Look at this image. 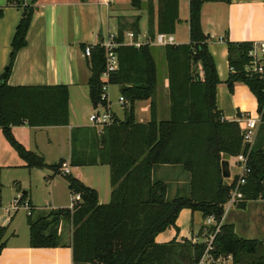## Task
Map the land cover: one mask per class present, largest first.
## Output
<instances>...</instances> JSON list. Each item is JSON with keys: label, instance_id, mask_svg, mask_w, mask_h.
<instances>
[{"label": "trees", "instance_id": "trees-1", "mask_svg": "<svg viewBox=\"0 0 264 264\" xmlns=\"http://www.w3.org/2000/svg\"><path fill=\"white\" fill-rule=\"evenodd\" d=\"M10 45L9 61L4 82L0 85V129L11 147L25 162L27 168H50L60 173L63 164H47L43 157L18 142L11 127L23 123L34 127L62 126L69 122L68 86L63 83L44 85H9L7 77L19 49L26 44V34L36 0L23 4ZM230 0H188V42L160 46L167 62L166 101L168 116L157 112L158 73L155 45L139 47L120 45L116 48L118 68L110 74L108 84L117 85L125 99L123 118L98 129L94 126H76L70 131V165H107L110 169L111 196L107 203H99L96 189L79 178L62 172L71 194H80V201L71 208H56L46 216L33 218L27 213L29 240L33 247H51L57 244L52 227L58 214L69 215L75 226L72 234L73 264H196L205 250L203 241L193 242L175 238L158 243L155 237L169 228L178 231L176 220L182 209L198 211L204 219L213 215L219 221L223 204L232 182L221 175V160L245 152L242 133L237 121L226 120L216 107L215 93L218 78L215 61L208 49V37L201 28V8L208 2ZM9 3L12 0L8 1ZM130 5L147 16V36L155 33H173L179 21V0H129ZM1 14V10H0ZM140 15L131 21L117 20L116 38L122 41L125 31L140 33ZM229 72L225 83L232 91L235 82H241L253 93L261 116L255 144L248 155L250 173L242 186L243 200H264V79L249 75L250 41H225ZM198 62L200 73L193 72ZM87 80L92 107L101 101L105 67L104 49L93 45L88 57ZM149 100L151 116L146 122L133 117L135 101ZM157 165H180L189 173L187 195L167 198L168 184L152 176ZM0 182V206L1 190ZM26 194L21 195V199ZM213 225H202L198 236L210 233ZM6 227L0 226V251L5 244ZM212 254H231L232 264H264V242L239 236L233 224L225 221L213 239Z\"/></svg>", "mask_w": 264, "mask_h": 264}, {"label": "crops", "instance_id": "crops-1", "mask_svg": "<svg viewBox=\"0 0 264 264\" xmlns=\"http://www.w3.org/2000/svg\"><path fill=\"white\" fill-rule=\"evenodd\" d=\"M8 1L9 0H0V74L9 61L11 41L15 27L23 11L22 5L16 4L14 0H12L11 3ZM31 1L32 0H21L23 4L30 3ZM142 1L146 2L147 0ZM184 1L187 3V5H184L186 8L183 6L182 0H179V21L176 27L185 25L186 36H184L185 41H183L187 43L189 13L188 0ZM205 4L206 3H204L201 8L202 30L204 22L202 9ZM34 5L35 10L31 16L26 34V44L19 49L15 56L13 66L7 77V83L9 85L66 84L69 93V122L67 125L44 127H34L23 123L21 125L12 126L11 132L15 139L25 148L41 155L47 164H54V161L62 156V152L65 151L67 143L69 144L70 142L71 128L76 126H91L88 120H83L81 117L83 113H85L84 109L80 108L81 110H75L71 103V95L77 88L81 90L85 88L88 92L87 80L90 71L87 63L88 57L83 55L84 48L88 45L99 43L108 32L116 33L117 20L119 17H124L127 21H131L138 13L130 5L129 0H111L108 2L104 0H36ZM227 5L232 9L247 8L246 12L236 10L235 13L238 18L240 16H247L248 19H251L253 13L259 14L260 24L255 28L256 36L249 37L251 29L245 27L243 31L246 33V38L244 39L250 42L264 39V0H231ZM143 16L144 19L147 20L145 13ZM213 24L214 22L211 20V25ZM146 33L147 31L145 34ZM183 33L185 34V32ZM204 34L209 36L208 49L214 58L218 78L220 80L219 84L216 86V107L224 119L238 122L237 119L240 114H248L253 108L256 109L257 112L256 98L247 85L241 82H235L232 91L228 90L225 83L229 74L227 44L221 35L215 37L212 33L204 32ZM173 35L175 43H179L175 36L176 28ZM228 38H232V35H229ZM242 39L243 38H237L233 41ZM216 42H218L220 46L219 54L213 50V45ZM222 62L227 68L225 76H220V71H218V63ZM160 82L161 89L157 91L160 104L157 107V112L161 117L166 118L168 116L167 101L163 104L162 101L165 99L167 88H165L166 83H164L163 79ZM117 90L119 92L118 87ZM252 96H254V102ZM108 101L109 108L116 117L120 119L123 118V116L120 117L112 109V103L109 97ZM151 109L152 107L149 100L135 101L133 104V117L135 121H148L151 116ZM238 124L240 129H242L243 121L239 120ZM39 130L46 132V141L43 142L42 139L37 136ZM227 160H229V158ZM98 165L100 164L87 166L95 167ZM104 166H106V168L108 167V169L98 170V172H103L105 177H82V174L85 172L86 175L88 171H84L82 174L78 173L79 176L77 177L85 185L96 189L99 203L109 202L111 196L110 169L109 166ZM235 167L237 171L234 175L231 174L230 178L226 179L228 183L231 182L233 177L238 173L239 168L236 165ZM10 168L24 170L38 169L25 167V162L11 147L0 129V182L4 181L2 178L3 172ZM72 168L75 170L78 169V167L73 166ZM106 170H108L109 173L108 177H106ZM59 171L60 173L64 172L62 166L59 168ZM93 171H95V169ZM32 172L33 171H28V173H26L27 177L21 174L11 177L12 183L16 187L17 195L15 197H17L19 193L26 194L24 199L28 198L27 202L31 210H48L70 206L73 195L68 189V183L64 177H56L57 175L54 174L49 177H47L49 174L47 176L44 175V177H32ZM154 175H156V177H180L176 182H173L175 185L180 182L183 184L182 181L184 178L181 179V177H189V173L184 171L180 165H157L152 171V176L154 177ZM22 179L29 184L33 183L35 192H40V194L43 195L40 201L34 198L35 192H33L32 187L31 192L21 189L19 183L22 182ZM97 180L101 181V183H98ZM98 184L103 192L102 198L101 190L99 186H97ZM181 184L176 186V192L182 187ZM41 201H44V204H42ZM236 206L238 207L239 204ZM245 206H239V208H244ZM24 210L26 209L24 208ZM182 214H184L182 218H185L186 215L188 217L190 216V223L188 222V224L191 228H189L188 225L186 227L183 226L184 220L183 222L180 221V216ZM200 215L201 213L198 211L192 212L189 209H182L176 220L178 231L174 228H169L155 237L156 242L163 243L172 238H175L177 241L183 238L192 240L194 237L198 236L200 227L202 225H207L203 216L201 215V218ZM197 216L200 220H195ZM1 217L0 226H5L6 232L4 237L5 244L0 251V264H73L72 249L68 241L66 242L59 236L55 246L33 247L30 245L27 219L24 226L21 224L20 219L22 217L20 215L15 214V220L9 217ZM11 223L13 224L11 225ZM226 223L233 224L235 230L233 221ZM9 228L11 229L9 230Z\"/></svg>", "mask_w": 264, "mask_h": 264}, {"label": "rangeland", "instance_id": "rangeland-1", "mask_svg": "<svg viewBox=\"0 0 264 264\" xmlns=\"http://www.w3.org/2000/svg\"><path fill=\"white\" fill-rule=\"evenodd\" d=\"M144 3L146 5V2H144ZM182 4H183V6L187 5V3L184 0H182ZM227 4L228 3L220 2V1L209 2V3L205 4V6L202 9V15L204 16V22L202 25L203 31L208 32V33H212L215 37H218L219 35H221L223 37L224 41H230L232 43L233 42L234 43L239 42V41H246L244 39V38H246V33H244V31H243L245 29V27H249L251 29L249 37L256 36L255 35V33H256L255 28L257 26H259V24H260L259 14L253 13L251 19H248L247 16H244V17L240 16L238 18L236 16V13H235L236 10L237 11L241 10V11L246 12L247 8H243V9L234 8V9H232ZM136 11L138 13L137 15H140L139 29H140V33L143 35L147 31V20L144 19V16H143L144 13L141 10H136ZM141 18H142V20H141ZM211 20L214 22L213 25H211ZM209 24L211 25V27ZM175 28H176V35L175 36L179 41L178 44H184L185 43L184 42L185 41L184 36H186L185 25H179L178 27L175 26ZM183 32H185V34ZM229 35H232V38H230L231 40L228 38ZM207 37L209 38V36H207ZM237 38H239V39L243 38V39L239 40V41H233V40H236ZM219 47L220 46L218 45V42H216L213 45V50L217 54H219ZM154 53H155L154 55H155V59L157 62V73H158V80H159L158 81L159 82L158 91H159L161 89V87H160L161 82L160 81L162 79H163L164 83H166L165 88H167V86H168V83H167L168 82V80H167V62L165 60L162 47L156 46ZM192 64H193V72H199L200 73L201 71H200V68H199L200 66H199L198 62H195ZM218 71H220V76H225V74L227 72V68L223 62L218 63ZM107 93H108V97L112 103V109L117 113V115L122 117L123 116V107L118 102V97L120 94L117 90V85L108 84ZM252 97H253L252 100L254 102L255 101L254 96H252ZM165 102H166V98L163 99L162 104ZM71 103H72V107L75 110H79L80 108L84 109L85 113H83V115L81 117L83 120H88V115L92 112L93 109L91 106L92 104H91L90 98L88 96V92L85 90V88L82 90L80 88H77L76 90L73 91V93L71 95ZM159 104H160V102L158 101V105ZM156 107H158V106L156 105ZM250 113L255 114L256 109L253 108L250 111ZM37 136L40 137L43 142L46 141L47 134L45 131L39 130V132L37 133ZM69 145H70V149H69ZM70 154H71V142H69V144L67 143L65 151L62 152V156L59 159H57L56 161H54V164H58L60 162V160H64V163L61 165L62 169L65 167H68L71 170L70 174L75 176V177H78L79 176L78 173L82 174V172H84V171H88V173L86 172V175H85V172H84V174H82V177H105V174H103V172L102 173L98 172V170L108 169V167L106 168V166H104V165H98L95 167L94 166H79L78 169L75 170L70 165V161H69ZM229 162H230V164H229L230 173L234 175V173L237 171V168L235 167V163H234V157L229 158ZM61 166H60V168H61ZM94 169L97 172L93 171ZM28 171H33L32 177H44V175L47 176L48 174L49 175L47 177H49L50 175H53V173H54V171L50 168L35 169V170H24V169L10 168V169L4 171L2 174V178L4 181H1L3 187H2V191H1L2 193H1L0 221L2 218L1 216H3V218L9 217L10 219H14V215L17 214V215H20L22 217L20 219L21 224L25 226L27 215H26V210H24L23 204H20L18 206V209H16V210L11 208V203L14 200L15 196L17 195L16 187L13 185L11 177H14V176L20 175V174L22 176L24 175L25 177H27L26 173H28ZM54 175H57L56 177H64V175L62 173H56ZM108 176H109V173H108V170H106V177H108ZM153 178L156 180H163L169 184L168 191H167V198H169V199L174 197L176 194L187 195L189 193L188 181H187L188 177H181V179L184 178V180L182 181L183 184H181V182H180V183H177V185H175L173 182H176L177 179H179L180 177H156V175H154ZM98 180H97V182L101 183V181H98ZM180 184L182 185V187L179 190H177V192H176L175 188H176V186H179ZM19 185L21 186V189L28 191V192H31V187H32L33 192H35V190L33 188V183L29 184L24 179H22V182H20ZM97 186H99V189H100V185L98 184ZM100 190H101L100 192H101V198H102L103 192H102V189H100ZM18 195L19 196H17V197H21L22 194L19 193ZM34 195H35L34 198L38 201H40L41 196H43L42 194H40V192H35ZM27 199H24V198L21 199L22 203H23V201L24 202L27 201ZM41 202H42V204H44V201H41ZM72 209H71V211H72ZM55 210H56V208L48 209V210L47 209L46 210L45 209H36L33 211L32 217L38 218V217L46 216L52 211L55 212ZM183 216H184V214H182L180 216L181 217L180 221L183 222V220H184L183 226L186 227L188 225V227H189L188 222L190 223V218H189L190 216L188 217L186 215L185 218H182ZM200 217L202 218L201 215H200ZM195 220H200V218L197 216ZM231 221L234 222L235 232L239 236L244 237V238H248V239H256V240H259L261 242H264V200L263 199L258 198L256 200H247L246 206L244 208H239V206L238 207L237 206L232 207L228 211V213L226 214V217H225V222H231ZM0 224H1V222H0ZM12 224L13 223H11V225ZM11 225H10V227H11ZM74 228H75V226H74L73 220H72V212H70L69 215H65L64 213H60V214H58L56 225H54V227H52V231H53V233H56L57 239L60 236V238L64 239L66 242L68 241L70 243V242H72V234H73ZM189 228H191V227H189ZM10 229L11 228H9V230Z\"/></svg>", "mask_w": 264, "mask_h": 264}, {"label": "built area", "instance_id": "built-area-1", "mask_svg": "<svg viewBox=\"0 0 264 264\" xmlns=\"http://www.w3.org/2000/svg\"><path fill=\"white\" fill-rule=\"evenodd\" d=\"M105 2L111 0H104ZM116 33H107L105 37L99 42L100 46L104 49L105 57V67L100 75V80L103 82L102 93L100 96L101 101H106L107 107L99 103L97 106L93 107L92 112L88 115V121L91 126L101 129L103 126L108 125L115 119V114L109 108L107 86L110 74L117 70L118 68V58L116 54V48L120 45H133L139 47L145 43L155 45V46H165L168 44H176L173 33L157 32L153 39H148L147 33H135L133 31H125L122 41L117 40ZM93 45H88L84 48L83 55L89 57L91 55ZM249 62L245 66V71L249 75H257L261 79H264V39L259 41L251 42V47L248 51ZM234 68L229 66V72H233ZM118 102L121 106L125 103V99L122 95H119ZM239 120L243 121V126L241 129L242 133V143L245 152L239 153L234 157V163L239 168L238 173L232 179V185L229 190L226 201L223 204V215L219 221H217L213 215L206 217L205 222L207 225H213L214 230L210 233L205 231L201 236H196L192 239L193 242L203 241L205 245V250L200 259L196 264H232L233 259L231 254L214 256L212 254L213 250V239L215 234L219 231L220 225L225 221L226 214L228 211L239 204L243 200V192L241 190L242 186L246 183L247 175L250 173V167L248 165V155L252 150L256 137L258 128L261 122V116L258 111L255 114H240L238 116ZM65 173H70L68 167L63 168ZM19 196V195H18ZM80 194L76 193L72 196V200L69 208L80 201ZM23 204L27 213H30V206L27 201L21 200V197H15L11 203L12 209H18V206Z\"/></svg>", "mask_w": 264, "mask_h": 264}, {"label": "water", "instance_id": "water-1", "mask_svg": "<svg viewBox=\"0 0 264 264\" xmlns=\"http://www.w3.org/2000/svg\"><path fill=\"white\" fill-rule=\"evenodd\" d=\"M7 68L5 67L3 72L0 74V85L4 82L5 76H6ZM221 175L223 178L228 179L231 176L230 170H229V160L222 159L221 162Z\"/></svg>", "mask_w": 264, "mask_h": 264}]
</instances>
